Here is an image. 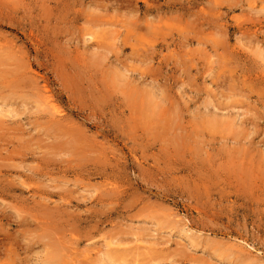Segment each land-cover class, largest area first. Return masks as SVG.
<instances>
[{"label":"rangeland","instance_id":"374dc122","mask_svg":"<svg viewBox=\"0 0 264 264\" xmlns=\"http://www.w3.org/2000/svg\"><path fill=\"white\" fill-rule=\"evenodd\" d=\"M0 264H264V0H0Z\"/></svg>","mask_w":264,"mask_h":264},{"label":"bare ground","instance_id":"6f19581e","mask_svg":"<svg viewBox=\"0 0 264 264\" xmlns=\"http://www.w3.org/2000/svg\"><path fill=\"white\" fill-rule=\"evenodd\" d=\"M47 99V98H46Z\"/></svg>","mask_w":264,"mask_h":264}]
</instances>
